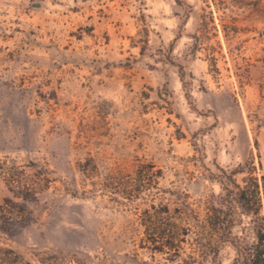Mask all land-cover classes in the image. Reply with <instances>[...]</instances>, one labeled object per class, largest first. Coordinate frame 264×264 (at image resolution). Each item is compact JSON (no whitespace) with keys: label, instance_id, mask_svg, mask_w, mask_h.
<instances>
[{"label":"rangeland","instance_id":"374dc122","mask_svg":"<svg viewBox=\"0 0 264 264\" xmlns=\"http://www.w3.org/2000/svg\"><path fill=\"white\" fill-rule=\"evenodd\" d=\"M252 160L264 0H0V264H188L146 211Z\"/></svg>","mask_w":264,"mask_h":264},{"label":"trees","instance_id":"16d2710c","mask_svg":"<svg viewBox=\"0 0 264 264\" xmlns=\"http://www.w3.org/2000/svg\"><path fill=\"white\" fill-rule=\"evenodd\" d=\"M244 174L241 181L236 174ZM144 187L148 186V176ZM221 191L203 200L197 211L187 200L171 209L161 203L145 213V231L153 243L164 248H180L192 234L197 256L188 264H208L222 244H230L236 254L231 264H264V166L246 161L236 170L221 169Z\"/></svg>","mask_w":264,"mask_h":264}]
</instances>
